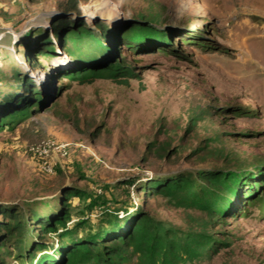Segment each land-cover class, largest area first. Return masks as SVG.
Instances as JSON below:
<instances>
[{
  "label": "rangeland",
  "instance_id": "374dc122",
  "mask_svg": "<svg viewBox=\"0 0 264 264\" xmlns=\"http://www.w3.org/2000/svg\"><path fill=\"white\" fill-rule=\"evenodd\" d=\"M52 20L86 32L50 36L36 55L31 33L45 37ZM96 61L120 73L79 79ZM13 72L47 108L0 130V208L26 222L56 209L60 186L82 195L55 230L25 223L21 242L40 238L42 251L21 260L11 234L0 264L57 260L98 234L109 244L140 217L165 249L131 244L121 264H264V0H0V91L14 89ZM47 142L64 144L47 152L52 173L30 152Z\"/></svg>",
  "mask_w": 264,
  "mask_h": 264
},
{
  "label": "trees",
  "instance_id": "16d2710c",
  "mask_svg": "<svg viewBox=\"0 0 264 264\" xmlns=\"http://www.w3.org/2000/svg\"><path fill=\"white\" fill-rule=\"evenodd\" d=\"M130 26H135L134 24ZM71 28V27H70ZM65 27V25L59 21H51L47 28L45 29V37L37 31L31 33V37H36V49L37 54L41 56H47L49 50L48 41L51 37H56L60 41H65L66 38L74 37L85 33L86 30L83 27L77 25L71 29ZM65 31L66 34H64ZM131 31V28L125 31L124 35H127ZM50 32V33H48ZM30 40L26 41V45H29ZM35 55V56H36ZM31 61L32 58H29ZM81 72V68H80ZM119 70L108 64L107 62L100 63L96 62H86L82 65V74L85 77H79V79L91 82L94 79L105 78V79H115L119 74ZM71 75H68V78ZM67 78V77H65ZM13 80L15 85L14 89L7 92L0 91V130L10 124L20 121L25 115L30 113L40 112L39 110H45L47 106L45 104H38L36 98L38 93L33 91V88L29 86L26 82L19 77L17 72H13ZM206 181V184H215L219 187H223V182L220 177L217 176H206L203 178ZM183 183H180V189H184L186 192H191V186L185 179H182ZM208 189V188H207ZM144 192V190H142ZM193 192V191H192ZM58 199L57 207L53 210L52 213L47 214V216H39L37 213H33L28 217V223L31 220L37 223L40 228V231L47 233L51 230H55L58 226H63L67 218V200L77 195H82L80 189L73 184H67L60 186L57 189ZM193 195V194H192ZM196 197V196H195ZM194 196H190L189 199L193 204H200V201ZM47 205V204H46ZM66 205V207H65ZM0 215L7 217L12 222H1L0 223V244L11 234H18L20 237V243L16 244L19 252L17 256L21 257V260H29L36 256L40 251L45 247L41 242L31 241L28 245L25 246L21 242L25 238V218L17 206H8L0 208ZM218 215L215 214L213 222L217 220ZM6 219V218H5ZM149 220L146 217H140L138 222L130 229V232L125 235H119L118 237H113L110 239L111 243L106 244L105 241L100 240V235L91 237L88 241L81 240L79 243H71V245H63L59 249H56L58 254V259L55 260L51 256H41L37 260V264H77L79 262L86 263L91 259H94L96 264H121V254L127 250L129 245H134L136 249H139L144 254L154 252V254H159L160 249L164 247L165 242L149 227ZM81 226V225H79ZM77 226V227H79ZM69 234L70 232H64L63 235ZM110 236V235H109ZM152 247L153 250H149V247ZM58 250V251H57ZM163 249L161 250V252Z\"/></svg>",
  "mask_w": 264,
  "mask_h": 264
},
{
  "label": "built area",
  "instance_id": "2783aa9c",
  "mask_svg": "<svg viewBox=\"0 0 264 264\" xmlns=\"http://www.w3.org/2000/svg\"><path fill=\"white\" fill-rule=\"evenodd\" d=\"M53 148L57 151H63L64 144L63 143H44L43 145H38L30 148L31 154L39 159L41 162L39 163L40 169L45 173H52L53 169L48 161L46 160L49 154L47 153L50 148Z\"/></svg>",
  "mask_w": 264,
  "mask_h": 264
}]
</instances>
